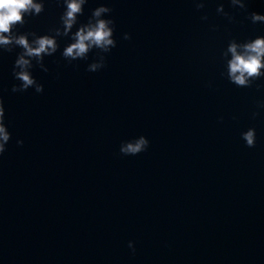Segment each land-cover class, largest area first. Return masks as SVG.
<instances>
[{
	"label": "water",
	"instance_id": "water-1",
	"mask_svg": "<svg viewBox=\"0 0 264 264\" xmlns=\"http://www.w3.org/2000/svg\"><path fill=\"white\" fill-rule=\"evenodd\" d=\"M204 2L89 0L80 21L110 6L116 47L69 61L71 41L58 37L48 71L31 69L43 93L12 92L21 50L0 51L12 132L0 157V264H264V77L236 86L224 56L232 39L264 35L249 19L264 0ZM63 10L45 0L16 31L50 34ZM100 56L105 67L87 71ZM249 128L255 147L241 137ZM141 136L147 151L121 153Z\"/></svg>",
	"mask_w": 264,
	"mask_h": 264
},
{
	"label": "clouds",
	"instance_id": "clouds-1",
	"mask_svg": "<svg viewBox=\"0 0 264 264\" xmlns=\"http://www.w3.org/2000/svg\"><path fill=\"white\" fill-rule=\"evenodd\" d=\"M63 12L60 16V27L50 30V34L40 35L36 32H18V26L27 23V17L38 16L45 10V0H0V51L12 52L14 48L21 51L17 54L12 68L13 77L18 83L12 86V92H26L33 88L36 93H43L44 86L40 84L31 69L34 62L39 64L45 72L43 65L45 56H52L59 48L58 37L65 36L70 39L63 49V57L69 61L84 60L94 50L109 53L116 47L114 38L116 22L110 14L113 9L107 4H101L92 10L86 22H81L85 6L89 0H60ZM232 7L247 9V0H230ZM197 9L205 7L204 0H196ZM218 13L234 17L224 10L220 4ZM203 20H207L205 15ZM252 23H264V13L252 12L249 16ZM75 29V30H74ZM30 37H32L30 39ZM124 39H131V34L125 33ZM227 60V75L231 83L238 87H250L254 81L264 77V35H257L243 42L232 39L224 56ZM105 57L100 56L96 62L89 65L87 71L97 72L105 67ZM264 109V101L258 105ZM259 111L253 113V118L259 116ZM242 139L248 147H255L257 132L249 128L241 133ZM12 140V132L6 123V108L3 97H0V157L7 151ZM16 143L23 146L24 140L17 139ZM149 139L141 136L134 142L122 146L123 155L136 156L148 150ZM129 248L135 253L136 249L131 244Z\"/></svg>",
	"mask_w": 264,
	"mask_h": 264
}]
</instances>
